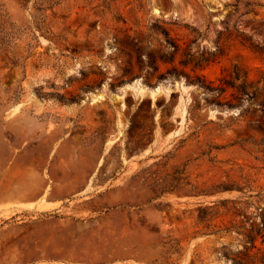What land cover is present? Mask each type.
Returning a JSON list of instances; mask_svg holds the SVG:
<instances>
[{"label": "rangeland", "instance_id": "obj_1", "mask_svg": "<svg viewBox=\"0 0 264 264\" xmlns=\"http://www.w3.org/2000/svg\"><path fill=\"white\" fill-rule=\"evenodd\" d=\"M263 99L264 0H0V264H264Z\"/></svg>", "mask_w": 264, "mask_h": 264}, {"label": "trees", "instance_id": "obj_2", "mask_svg": "<svg viewBox=\"0 0 264 264\" xmlns=\"http://www.w3.org/2000/svg\"><path fill=\"white\" fill-rule=\"evenodd\" d=\"M240 78H241L240 75L236 72V70H234L232 79L230 81H226L225 84L227 86L236 89L237 95L234 97L238 101H242V100L249 101L253 99V97L255 96V91H248L247 88L249 87V84L246 83L245 79H240ZM235 81H238L239 83L235 85ZM196 82H198V84L202 86L205 92L215 96V98H213V101L216 105H220V106L225 105L228 107L232 106V103L229 100L222 101L224 99L223 95L226 92V87L222 86L221 84L216 86L212 84H205L200 79H196ZM259 107L261 112L264 114V99L259 103ZM262 227L264 230V223L262 224ZM260 231L261 228L259 230L257 229L256 231L254 230V232H256V235L259 234ZM250 240H253V238H250Z\"/></svg>", "mask_w": 264, "mask_h": 264}, {"label": "crops", "instance_id": "obj_3", "mask_svg": "<svg viewBox=\"0 0 264 264\" xmlns=\"http://www.w3.org/2000/svg\"><path fill=\"white\" fill-rule=\"evenodd\" d=\"M27 206L28 207H32L33 209H36L37 211L54 209V208L57 207V206H55V201H38V202H35L34 204L33 203H29ZM73 248H74V246H73V244H71V250L68 252V254L71 253L72 256L76 254L73 251L74 250Z\"/></svg>", "mask_w": 264, "mask_h": 264}, {"label": "bare ground", "instance_id": "obj_4", "mask_svg": "<svg viewBox=\"0 0 264 264\" xmlns=\"http://www.w3.org/2000/svg\"><path fill=\"white\" fill-rule=\"evenodd\" d=\"M22 204H23V203H22ZM22 204H21V205H22ZM21 207H22V206H21Z\"/></svg>", "mask_w": 264, "mask_h": 264}]
</instances>
